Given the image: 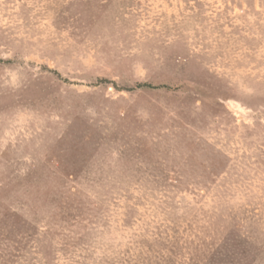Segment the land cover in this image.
<instances>
[{
	"label": "rangeland",
	"instance_id": "374dc122",
	"mask_svg": "<svg viewBox=\"0 0 264 264\" xmlns=\"http://www.w3.org/2000/svg\"><path fill=\"white\" fill-rule=\"evenodd\" d=\"M228 228L264 260V0H0V264H205Z\"/></svg>",
	"mask_w": 264,
	"mask_h": 264
},
{
	"label": "trees",
	"instance_id": "16d2710c",
	"mask_svg": "<svg viewBox=\"0 0 264 264\" xmlns=\"http://www.w3.org/2000/svg\"><path fill=\"white\" fill-rule=\"evenodd\" d=\"M109 82V80H104ZM138 87H155L152 84H140ZM31 229L34 227L30 226V223L27 220H22L20 224L19 234L20 240L18 247L22 248V241L24 240V236L27 233H31ZM244 237H241L239 233H236L233 230L229 231L227 229L226 234L224 233L220 244H218L215 248L211 250V254L209 255L205 264H262L264 260L259 259L261 258L260 255L262 252L260 251L256 256H253L257 250V244L252 242L248 243L247 240H243ZM18 248V249H20ZM258 257V258H256Z\"/></svg>",
	"mask_w": 264,
	"mask_h": 264
}]
</instances>
